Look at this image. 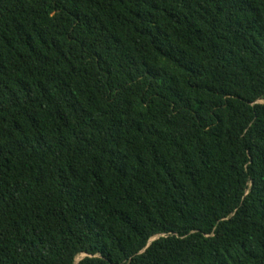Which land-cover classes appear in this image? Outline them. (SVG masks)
<instances>
[{
  "label": "trees",
  "instance_id": "trees-1",
  "mask_svg": "<svg viewBox=\"0 0 264 264\" xmlns=\"http://www.w3.org/2000/svg\"><path fill=\"white\" fill-rule=\"evenodd\" d=\"M258 100L264 0H0V264H264Z\"/></svg>",
  "mask_w": 264,
  "mask_h": 264
},
{
  "label": "rangeland",
  "instance_id": "rangeland-1",
  "mask_svg": "<svg viewBox=\"0 0 264 264\" xmlns=\"http://www.w3.org/2000/svg\"><path fill=\"white\" fill-rule=\"evenodd\" d=\"M257 102H264V100H258ZM157 237V236H155ZM84 256V254H79L76 256L75 260L78 259V258H82Z\"/></svg>",
  "mask_w": 264,
  "mask_h": 264
},
{
  "label": "water",
  "instance_id": "water-1",
  "mask_svg": "<svg viewBox=\"0 0 264 264\" xmlns=\"http://www.w3.org/2000/svg\"><path fill=\"white\" fill-rule=\"evenodd\" d=\"M154 238H156V237H153V238L149 239L148 243H149L151 240H153ZM148 243H147V244H148ZM84 255H85V254H84ZM79 259H80V258H78V259L75 260V264L78 262Z\"/></svg>",
  "mask_w": 264,
  "mask_h": 264
}]
</instances>
